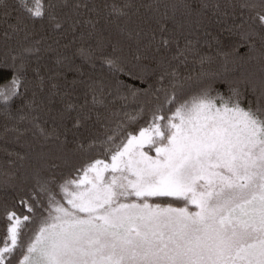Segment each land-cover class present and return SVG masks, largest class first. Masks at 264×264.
I'll return each mask as SVG.
<instances>
[{
  "label": "snow or ice",
  "instance_id": "snow-or-ice-1",
  "mask_svg": "<svg viewBox=\"0 0 264 264\" xmlns=\"http://www.w3.org/2000/svg\"><path fill=\"white\" fill-rule=\"evenodd\" d=\"M10 6V0H0V19L5 22ZM132 7L131 0H101L93 6L90 0H15L12 11L19 15L8 25L13 32L26 27L25 15L33 22L46 20L61 34L79 30L81 39L86 35L95 43L77 48L73 55L92 69L99 60L102 71L84 80L82 66H74L72 56L59 54L55 70L44 73L37 46L41 41H36L12 56L11 63H0V111L11 117L16 105L19 120H27L47 139L52 134L39 115L29 119L32 112L42 111L54 123L70 120L79 129L92 120L94 109H107L113 92L123 100L147 97L151 103L152 97L160 100V93L164 99L137 134L125 132L123 121L117 123L101 145L107 160L89 161L59 184L54 177H44L42 169L33 174L34 203L24 198L19 203L33 214L34 206L46 199V215L25 242L23 229L32 216L5 209L0 264H13L17 253L16 264H264V0H150V15L140 21L147 32L143 26L127 31L128 39L137 41V50L127 58L117 55L122 50L111 45L98 26L105 9L111 21L128 17ZM200 34L209 47L223 44L225 34L236 37L232 51L238 59L232 61V71L256 60L259 74L240 71L229 79L202 70L197 74L199 90L178 100L192 80L191 75L181 78L180 66L193 55L199 56L202 69L211 60L200 55ZM173 47L169 57L166 53ZM245 47L247 52L240 55ZM48 50L53 51L51 46ZM32 57L36 67H31ZM224 69L226 73L227 63ZM71 73L76 75L69 79ZM80 87L84 99L78 103ZM144 111L141 107L135 115H124L135 121ZM100 118L97 111V122ZM95 146L96 141L87 146L78 142L76 150L87 152ZM153 151L155 156L149 154ZM189 205L198 210L190 211Z\"/></svg>",
  "mask_w": 264,
  "mask_h": 264
},
{
  "label": "trees",
  "instance_id": "trees-1",
  "mask_svg": "<svg viewBox=\"0 0 264 264\" xmlns=\"http://www.w3.org/2000/svg\"><path fill=\"white\" fill-rule=\"evenodd\" d=\"M51 3H58L59 0H50ZM101 0H90V6L99 4ZM133 7L130 8L129 16L122 17L119 20L111 19L109 21L107 17V10L101 12L99 29L103 32V35L108 37L111 45H116L122 51L118 52L117 55L130 58L131 55L137 50V41L129 40L127 37V31L139 30L140 26L144 27L145 33L147 32V25H140L142 19H146L150 15L147 9V4L150 0H131ZM215 2V0H212ZM221 4L225 3V0H219ZM10 7L8 11L11 15L7 18V22L0 19V63H11L12 56H19L25 47L33 46L36 41H41L38 47L41 48L39 65L41 66L44 73H49V70H55L54 58L56 55L64 54L72 56L75 60L74 66H82L84 71L83 79L87 80L89 75H96L102 71L99 60L96 61V68L92 69L89 64L85 63L78 56L73 54L77 48L84 46L87 47L89 44H94L95 41L86 36L81 39L80 31L76 33L61 34V32L54 31L52 26L45 21H31L27 19L25 15L24 27L22 30L13 32L9 28V24H15L19 13L12 11V6H15V0H10ZM31 7V3H29ZM67 11V9H65ZM82 12L86 10H81ZM212 9H209V15H211ZM239 12V8H237ZM89 16L95 17V13H88ZM229 24L232 23V19L229 18L227 21ZM238 22V21H237ZM124 31H121V30ZM215 33L218 30V26L212 28ZM5 32L8 35H5ZM99 35V33H97ZM196 39V37H192ZM200 44L197 47L200 50V55H207L211 57L209 63L203 65V69L199 63V56H189L187 63L181 65L179 71L181 78L192 76V80L186 82L183 93H178V100L186 99L190 94L196 93L202 86L197 81V74L199 72H214L225 74L229 79L233 76L239 75L240 71H247L250 73L259 74L260 65L256 60H252L243 65L239 71H232L235 65L232 61L238 59V54L232 51V46L236 37H227L223 35L221 39L223 44L216 45L213 43L209 47L204 41L207 39L202 34L199 35ZM60 43L57 44L56 41ZM75 40L74 43L70 41ZM147 43L146 40L143 41ZM69 44L68 48L64 45ZM49 46L53 51H49ZM142 47V45H141ZM260 45L257 44L259 49ZM111 51V47L108 48ZM175 52L173 47L170 52L166 53L169 57ZM247 52V48H243L240 51V55ZM224 53H227L225 58ZM163 55V53H162ZM19 63V59L17 60ZM177 62L173 61L175 65ZM227 63L228 71L225 73L224 66ZM37 61L35 57L31 58V67H36ZM7 72H11L12 69H5ZM50 74V73H49ZM29 79L31 78V69H29ZM75 73L69 74V79ZM167 84V81L165 82ZM220 91H225L224 87L218 86ZM31 95L32 85H29ZM83 91L84 88L80 87L77 89V93L80 96L79 102H83ZM160 100L157 101L154 97L151 98V103H146L149 99L147 97H139L133 100L131 97L127 100L120 99L119 96L113 92L112 95L107 97L106 104L107 109L97 108L92 111V120L88 121L83 127L76 129L72 127V122L65 121L63 123H54L44 112L36 111L32 112L29 116L31 119L32 115L40 116V123L45 127L52 135L45 139L41 136L38 131L30 124L27 120L20 121L19 114L14 111L13 106L12 116L10 117L7 113L0 111V238L5 236L6 231V218L5 209L15 210L18 215H31L32 219L26 222L23 229L22 238L25 242L30 238L33 233L37 230L40 222V217L46 215L44 209L47 206L46 199L41 198L39 205L34 206V213L30 214L27 212L25 206L19 201L21 198L28 199L29 203H34L31 199V194L34 191V180L32 179L33 174L37 170H43L42 175L44 177H54L56 184L62 182L69 176L76 174V169L84 166L87 162L94 159H108L104 153V149L101 145L106 141L107 136L113 133L117 123L123 121L126 125L124 131L137 134L138 130L145 126L150 118L151 109L157 104L162 103L164 96L163 93L158 94ZM75 99V97L73 98ZM248 99H252L249 95ZM19 104V101L16 102ZM58 106V105H57ZM89 104V108H91ZM141 107H144L145 111L142 114V118H138L135 121H130L124 115L125 113L135 115ZM171 107V106H169ZM28 111L27 109L25 110ZM101 113L99 122L96 119V112ZM115 113V115H113ZM19 128V132L8 131L10 129ZM123 132L120 136L116 137L115 143L119 144L123 138ZM18 137V138H17ZM91 141H96V146L88 150L87 152L77 151V143H84L87 146ZM154 152V151H153ZM12 153V155H9ZM19 154L17 156L16 154ZM23 156L24 159L19 157ZM55 165V167H53ZM56 191H59L55 185H53ZM160 202H178L171 198H159ZM19 253L16 254V257ZM16 257L13 258V264H16Z\"/></svg>",
  "mask_w": 264,
  "mask_h": 264
},
{
  "label": "rangeland",
  "instance_id": "rangeland-1",
  "mask_svg": "<svg viewBox=\"0 0 264 264\" xmlns=\"http://www.w3.org/2000/svg\"><path fill=\"white\" fill-rule=\"evenodd\" d=\"M149 154L155 156V152H150ZM105 160H107V159H105ZM161 203H164V202H161ZM166 203H169V202H166ZM171 203L173 204L174 207L182 206L181 202L172 201ZM189 210L190 211H197L198 209L195 207V205H189Z\"/></svg>",
  "mask_w": 264,
  "mask_h": 264
},
{
  "label": "bare ground",
  "instance_id": "bare-ground-1",
  "mask_svg": "<svg viewBox=\"0 0 264 264\" xmlns=\"http://www.w3.org/2000/svg\"><path fill=\"white\" fill-rule=\"evenodd\" d=\"M105 159V158H104Z\"/></svg>",
  "mask_w": 264,
  "mask_h": 264
}]
</instances>
